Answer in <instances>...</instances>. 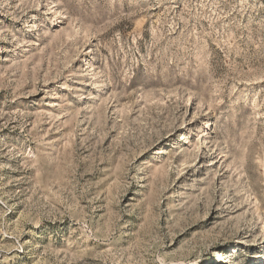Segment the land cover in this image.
I'll return each instance as SVG.
<instances>
[{"label": "rangeland", "instance_id": "1", "mask_svg": "<svg viewBox=\"0 0 264 264\" xmlns=\"http://www.w3.org/2000/svg\"><path fill=\"white\" fill-rule=\"evenodd\" d=\"M0 264H264V0H0Z\"/></svg>", "mask_w": 264, "mask_h": 264}]
</instances>
